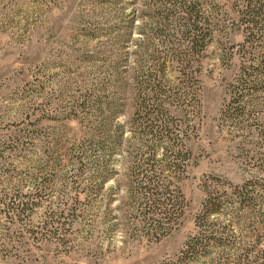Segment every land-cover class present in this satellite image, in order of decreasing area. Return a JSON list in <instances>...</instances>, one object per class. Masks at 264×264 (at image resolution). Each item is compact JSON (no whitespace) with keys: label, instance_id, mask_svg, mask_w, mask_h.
I'll use <instances>...</instances> for the list:
<instances>
[{"label":"rangeland","instance_id":"obj_1","mask_svg":"<svg viewBox=\"0 0 264 264\" xmlns=\"http://www.w3.org/2000/svg\"><path fill=\"white\" fill-rule=\"evenodd\" d=\"M155 1L0 0V264H264V85L229 103L244 39L229 21L233 0L214 6L221 27L195 64L198 105L164 98L181 170L164 172L169 201L149 214L157 232L128 204L126 168L140 150L134 78L164 51L150 30ZM96 83L107 89L82 100ZM121 122L127 141L103 156L101 129L114 137ZM106 158L100 184L90 164ZM205 198L220 210L206 214Z\"/></svg>","mask_w":264,"mask_h":264},{"label":"trees","instance_id":"obj_2","mask_svg":"<svg viewBox=\"0 0 264 264\" xmlns=\"http://www.w3.org/2000/svg\"><path fill=\"white\" fill-rule=\"evenodd\" d=\"M216 1L210 0L207 8L200 0H159L151 5L150 10L154 9V24L150 30L161 42L164 51L151 55L153 63L150 66H153V73L150 71L143 77L142 70L140 68L137 70V75L134 78L136 89L134 111L130 122L138 129L135 133L136 138L140 141L138 148L141 150V147H145L151 150L147 155L146 151L143 153L140 150L135 151L133 160L128 162L129 166L126 168L128 204H132L135 208L136 218L140 221L139 225L142 228H145L147 224V226H153L157 232L159 225H157L156 219L149 214L155 212L160 203L169 201L166 196L169 185L165 183L164 176L167 175H164V172L175 174L181 170L180 163H177L181 158L178 155L180 151L175 150L179 141L170 136L172 132L179 135L181 130L179 125H174L178 132L170 129V123L166 120L170 114L167 113V110L169 112L170 110L166 109L167 101L165 102L164 98L173 97L172 104L178 105V108L182 105H192L193 107L198 105V86L196 85L198 79L195 64L197 62L200 64L199 53L212 41L214 33L217 31L216 28L221 27V20L216 18L219 13L214 7L218 5ZM229 14H231L229 21L232 24L237 23L238 28L244 32V39L238 45L240 61L237 72L230 83L232 89L229 102L241 104L247 96L263 90L264 0H233V7L231 11L229 10ZM127 37L128 34L121 35L123 39ZM169 63L176 66L175 70L178 73V82L175 86L164 84L166 68ZM106 86L105 83L103 85L96 83L94 87H87L82 100H90L89 97L97 90L96 94L104 92L107 89ZM113 98L117 99V97ZM83 104L87 105L85 101ZM86 107L88 110L92 109L91 105ZM116 107V104L112 106V112ZM235 109L237 106L234 107ZM233 114L234 117H240L246 113L241 110L239 113L234 112ZM172 127L173 125H171ZM125 128L124 123H119L114 129V137L108 134L106 126L101 129L100 132H103L104 135L98 141V150L103 152V156L110 157L114 145L127 141L124 137ZM139 132L141 135L148 136L149 140H154L155 143L148 145V139L143 138L144 136H141ZM107 142H112L113 145L111 147L105 145L108 144ZM167 144L171 145L170 148L167 147ZM159 148L164 151L161 157H157L156 153V149ZM167 150H170L168 154ZM86 161L89 162L90 159ZM107 162L106 158L101 159V162L90 164L97 166L99 175H101L100 184L111 178V174H107L109 170L106 166ZM86 166L85 163H82L79 168L84 170L87 168ZM176 197L178 199H175L176 202L171 206L173 212L177 213V207L183 198L178 187ZM204 201L206 208L207 205H213L207 209L206 214L220 210L221 201L215 204L210 202L209 198H205Z\"/></svg>","mask_w":264,"mask_h":264}]
</instances>
